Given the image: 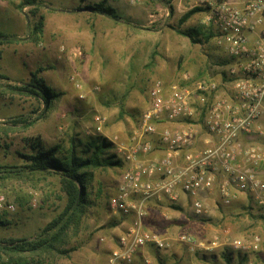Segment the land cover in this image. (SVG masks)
<instances>
[{"label":"rangeland","instance_id":"1","mask_svg":"<svg viewBox=\"0 0 264 264\" xmlns=\"http://www.w3.org/2000/svg\"><path fill=\"white\" fill-rule=\"evenodd\" d=\"M21 1L0 0V29L21 39L12 45H0V58L4 52L0 73L9 77L0 78V167L18 171L0 173V197H4L0 206V221H3L0 237L3 238H34L60 213L66 202L58 175L31 174L25 169L23 155L32 153L34 144L44 149L59 146V154H66L75 140L77 152L82 154L90 137H105L114 143L111 153L122 159L117 144L131 145L141 116L149 106L153 83L161 80L168 88L182 82L193 86L197 81L191 75L198 60L191 62L193 69L190 70L187 64H178L176 58L172 65L167 64L171 65L170 69L163 70L162 74L155 63L163 56L169 57L162 42L176 41L179 35L172 0H39L37 8L23 9L19 7ZM101 1L115 8L122 19L116 21L87 7ZM204 7L208 8L206 5L199 8ZM167 12L172 15L166 17ZM130 14H138V20L131 19ZM40 17H43V32L38 41H34L30 38V27ZM53 46L59 54L66 55L63 79H57L58 72L49 75ZM14 48L20 53L25 51L22 69L13 59ZM174 58L169 57L172 61ZM38 68H42L39 76L57 94L48 99L45 110L41 98L6 86L28 83L31 71ZM11 70L19 73L18 79L9 76ZM188 71L189 79L184 80L183 74ZM17 117L25 121L16 124ZM98 117L105 118L101 130H98ZM261 127L258 122L241 136L242 148L264 149ZM200 132L209 134L203 125ZM239 163L244 164L242 159ZM125 167L126 163L124 167L93 170L87 184L88 204L78 224L69 229L67 242L61 245L70 253L65 257L35 256L33 264L106 263L117 237L130 226L133 218L113 211L109 205ZM258 169L264 181V162ZM227 180V175L219 173L213 189L201 194L205 203V212L201 215L194 213L191 201L182 194L179 200L186 202L185 206L182 202L169 203L167 209L154 207L151 210L147 205L145 228L167 238L169 246L164 249L150 245L141 247L133 264H264V206L250 194L233 189L236 197L225 204L220 184ZM9 205H14V209ZM151 217L156 224L153 228ZM121 224L123 228L115 232ZM185 233L204 243V247L190 252L178 241L179 235ZM256 238H259L258 250L246 252L233 246L234 240L245 243ZM27 262L32 264L30 257ZM0 264L15 263L0 254Z\"/></svg>","mask_w":264,"mask_h":264},{"label":"built area","instance_id":"2","mask_svg":"<svg viewBox=\"0 0 264 264\" xmlns=\"http://www.w3.org/2000/svg\"><path fill=\"white\" fill-rule=\"evenodd\" d=\"M212 11L221 28V41L238 60V66L231 70L236 77L233 92L222 95L217 83L206 80L197 81L194 87L181 83L167 88L161 80L153 83L149 106L141 116L131 145L117 144L126 167L109 205L113 211L133 218L117 237L105 264H133L140 248L146 245L167 248V238L144 226L147 202L163 197L178 201L182 194L190 199L194 213L201 215L205 212L201 194L213 189L219 173L229 177L220 184L225 204L236 197V190L250 194L264 206V181L258 169L264 162V149H245L240 143L241 136L264 117V30L254 49L249 47L247 37L248 29H255L263 22L264 0H248L242 6L225 0ZM245 57L249 60L240 61ZM208 94L214 95L210 101H206ZM96 120L101 130L105 118ZM185 120L200 122L213 137V145L209 143L195 151L196 132L192 127L159 129L161 123ZM154 139L160 141L165 152L159 158L143 161L141 156L154 151ZM182 151L186 152L184 162L179 164L176 157ZM3 202L1 196L0 206ZM9 208L14 209V205ZM178 241L190 252L204 247V243L187 233L179 235ZM233 246L246 252L258 250L259 238L245 243L234 240Z\"/></svg>","mask_w":264,"mask_h":264},{"label":"trees","instance_id":"3","mask_svg":"<svg viewBox=\"0 0 264 264\" xmlns=\"http://www.w3.org/2000/svg\"><path fill=\"white\" fill-rule=\"evenodd\" d=\"M38 4L39 0H22L19 7L21 9L27 6L37 8ZM87 7L94 10L95 13L106 15L116 21L122 19L116 9L106 5L105 1H101L95 5H87ZM201 10L203 9L195 7L190 11V14ZM43 23V17H40L38 21L31 25L30 38L34 41H38L43 32ZM180 33L184 34L181 31ZM19 40H21L19 37L10 35L0 29V45L17 42ZM41 71L42 68L31 71L28 83L6 86L14 91L41 98L45 104V110L49 105L48 99L57 96V94L52 92V89L39 76ZM0 78L9 79L8 76L2 73H0ZM44 110L40 113L39 118H41ZM24 121L22 117H17L14 122L19 124ZM77 147V142L74 140L68 153L59 154V146L44 149L42 145L36 148L34 144L32 147L34 151L30 154L23 155L26 160L24 167L31 174L58 175L66 202L60 213L48 222L34 238L0 237V254L14 260L15 264H27L29 257L33 264L35 256L39 258L49 255L67 256L70 250L62 249L61 245L67 242L66 237L68 236L69 229L75 224H78V218L88 204L87 184L93 177V170L125 166L123 159L111 153V150L115 147L114 143L105 137H90L84 145L85 150H83L82 154L77 152ZM8 168L13 169L18 167ZM5 169V167H0V173H18V171ZM0 223H3V221H0ZM38 263H41V261H38Z\"/></svg>","mask_w":264,"mask_h":264},{"label":"crops","instance_id":"4","mask_svg":"<svg viewBox=\"0 0 264 264\" xmlns=\"http://www.w3.org/2000/svg\"><path fill=\"white\" fill-rule=\"evenodd\" d=\"M191 1L192 0H172L171 7L173 10V17L178 18L177 21L178 27L176 31L179 33V35L176 41L170 39L164 40L162 42V46L164 52H167V56H169L170 58L172 57L175 58L172 61V59H169V57L165 58V56H163L162 58L159 59L158 62L155 63H157L158 65L157 67L162 74L163 70L164 72H166L170 69V66L173 64L176 58L178 64L179 62L187 64L189 68L192 61L198 60L197 67L194 69L190 68V70L193 69L194 72L193 75H191L192 78H196L197 81L199 80L213 81L217 83L219 93H221L222 95L231 94L233 92L234 80L236 78L235 75L232 74L231 70L236 66H238V62H237L238 60L236 59V57L231 56L230 52L227 49L226 44L223 41H221L220 37L222 32L220 25L218 23V20L215 19L212 14L213 8L222 1L218 2L217 0H194L192 4ZM227 1L234 2L235 4L242 6L248 0H236V1L227 0ZM203 5L204 6L206 5L208 8L204 7L202 8L203 10L196 11L190 14V11L193 8L203 7ZM171 15L169 12L166 13V17L167 16L170 17ZM128 16H130L131 19L135 18V20H138L139 18L138 14H134V15L130 14ZM161 30L163 31L164 29ZM263 30H264V18H263V22L257 25L255 29L247 30V37L249 40L248 45L251 49H254V47L256 46V43L259 41ZM180 31L183 32L184 34H181ZM10 44L12 45L15 43L13 42ZM14 51L15 52H13L14 54L13 59L15 62L16 60L19 62V65H17V67L19 69H22L23 68L22 53L25 54V51H22V53L17 52V48H14ZM35 53H37V51H34V54ZM50 53L52 56L51 60H53V64L50 65L49 72L52 73H49V75L50 76L52 74L56 75L57 74L56 72H58L57 79L59 78L63 79V76L65 74V69L63 65H65L66 63L64 62L66 60V55L65 53L59 54L56 46H53L52 52ZM3 56H4V52L1 55L0 61L4 59ZM248 60L249 59L245 57V59L242 58V60L240 61L246 62ZM167 64L168 65L171 64V65L167 66ZM11 72H12L11 75H9L11 76V78L14 79L19 78L18 76L19 73L17 71L11 70ZM183 72L186 71L183 70ZM189 73L190 71H188V73H184L182 78L184 80L189 79L188 77ZM159 76L164 79L165 78L167 79V76L165 75H159ZM196 82L194 83V85L196 84ZM183 85L186 86V84ZM194 85L187 87H194ZM213 96H214L213 94H208L206 98L212 100ZM202 102L203 101H199L200 104ZM259 123L262 124L263 128L262 127L261 128L264 129V118H262L259 121ZM166 127L172 129H182L188 127L194 128L196 132L195 147H194L195 151L204 148L209 143L213 145L214 142L213 137L212 136L210 137L209 134H205V133L202 134L200 132L202 129L201 123L185 120V121H178L173 124L165 122L159 125L160 130ZM153 144L155 148L154 151L148 155L141 156L143 161H147L151 158H155V157L159 158L163 156L165 151L160 141L158 139H154ZM185 153H186L185 151H182L180 155H177L176 160L179 164L184 162ZM218 180H219V174H218ZM183 197L185 198V196ZM171 201H172L171 199H168L167 197H163L159 199H151L150 201L147 202V205L150 206L151 210H153L154 207H161L165 209L166 206H168L167 204L169 203L180 204V202H182L181 203L182 206H185L186 203L183 202L181 199L178 201H172V202ZM165 216L168 218L169 217L168 213L165 214ZM150 223H152V228L153 225H156L153 222V218L150 221ZM123 226H124L123 224L117 226L115 228V232L123 228Z\"/></svg>","mask_w":264,"mask_h":264}]
</instances>
